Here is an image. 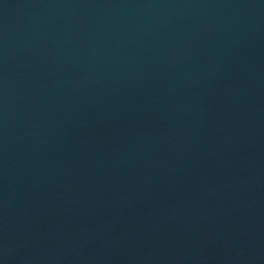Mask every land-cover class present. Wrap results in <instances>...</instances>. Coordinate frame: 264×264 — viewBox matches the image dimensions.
Listing matches in <instances>:
<instances>
[{
	"label": "water",
	"instance_id": "95a60500",
	"mask_svg": "<svg viewBox=\"0 0 264 264\" xmlns=\"http://www.w3.org/2000/svg\"><path fill=\"white\" fill-rule=\"evenodd\" d=\"M0 264H264V0H0Z\"/></svg>",
	"mask_w": 264,
	"mask_h": 264
}]
</instances>
